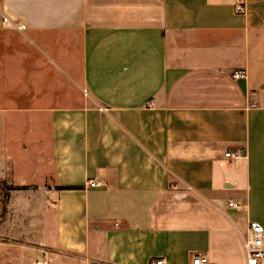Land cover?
<instances>
[{
	"label": "crops",
	"instance_id": "obj_1",
	"mask_svg": "<svg viewBox=\"0 0 264 264\" xmlns=\"http://www.w3.org/2000/svg\"><path fill=\"white\" fill-rule=\"evenodd\" d=\"M10 28L34 73L80 91L26 115L49 122L51 146L6 150L12 171L51 156L39 246L101 264L245 263L249 223L264 225V0H0Z\"/></svg>",
	"mask_w": 264,
	"mask_h": 264
},
{
	"label": "rangeland",
	"instance_id": "obj_2",
	"mask_svg": "<svg viewBox=\"0 0 264 264\" xmlns=\"http://www.w3.org/2000/svg\"><path fill=\"white\" fill-rule=\"evenodd\" d=\"M235 8L238 13L245 11L242 4H237ZM19 27L24 29V26ZM17 33L12 28L0 29V264H101L85 258L84 255L60 253L48 247H41L33 237V220L38 219L33 217L32 209L34 202L40 200L37 198L40 197L38 194L40 189L50 187L48 180L52 178L49 170L51 156L48 155L46 164L42 162L40 169L37 166L34 168L33 155L29 158H20V166L15 164L12 167L14 172L7 166L9 163L7 147L13 150L9 154L16 156L17 148L21 150L23 146H30L29 150H36L40 144L45 143L51 146L49 122L32 125L26 115L38 113L40 109L46 107H60L68 98L80 94L79 90L76 93L65 87L66 82L60 78L65 77L64 74L34 73V65L24 63L21 58V48H31ZM233 74H236V77L232 76L234 79L246 76L243 69ZM49 83L56 87L46 88ZM32 133L38 137L45 135L46 139L36 143L38 137ZM234 155L229 159H236L237 155ZM224 156L228 158L226 153ZM2 157L6 165L1 169ZM19 167L26 170L17 174ZM1 171L6 174L5 177ZM33 173L40 174L45 184L42 185L40 182L35 184L30 178ZM27 179L28 183L19 185ZM18 181L22 182L16 183ZM18 190L30 191L23 207H19L13 198Z\"/></svg>",
	"mask_w": 264,
	"mask_h": 264
},
{
	"label": "built area",
	"instance_id": "obj_3",
	"mask_svg": "<svg viewBox=\"0 0 264 264\" xmlns=\"http://www.w3.org/2000/svg\"><path fill=\"white\" fill-rule=\"evenodd\" d=\"M6 20H4V23ZM20 29V27H18ZM236 77V74H233ZM234 154L226 153V157H233ZM90 186H96L94 182H89ZM230 208L238 207V204L231 200L228 202ZM244 251L246 255L243 264H264V225L256 221H251L248 227L247 239L244 242ZM154 264H166L163 260H155ZM190 264H213L209 258L201 252L191 255Z\"/></svg>",
	"mask_w": 264,
	"mask_h": 264
},
{
	"label": "trees",
	"instance_id": "obj_4",
	"mask_svg": "<svg viewBox=\"0 0 264 264\" xmlns=\"http://www.w3.org/2000/svg\"><path fill=\"white\" fill-rule=\"evenodd\" d=\"M58 190H62V189H77V188H65V187H57Z\"/></svg>",
	"mask_w": 264,
	"mask_h": 264
}]
</instances>
